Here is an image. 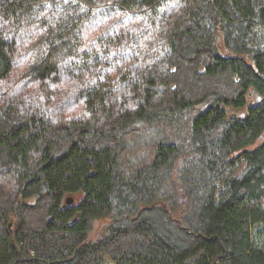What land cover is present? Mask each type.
Masks as SVG:
<instances>
[{
	"label": "trees",
	"instance_id": "trees-1",
	"mask_svg": "<svg viewBox=\"0 0 264 264\" xmlns=\"http://www.w3.org/2000/svg\"><path fill=\"white\" fill-rule=\"evenodd\" d=\"M108 261L264 264V0H0V264Z\"/></svg>",
	"mask_w": 264,
	"mask_h": 264
},
{
	"label": "rangeland",
	"instance_id": "rangeland-1",
	"mask_svg": "<svg viewBox=\"0 0 264 264\" xmlns=\"http://www.w3.org/2000/svg\"><path fill=\"white\" fill-rule=\"evenodd\" d=\"M256 99L255 102H257V98H254ZM253 99L249 98L248 99V106L241 110V111H234V110H229V115L232 117V116H236L238 118L240 117H244L245 114L248 112V107L255 103V102H252ZM108 227V220L105 219V220H99L97 222H95L94 224V228L93 230L90 232V235H89V240L91 241H97L101 238V236L103 235L104 233V230ZM108 264H110V262L108 261Z\"/></svg>",
	"mask_w": 264,
	"mask_h": 264
},
{
	"label": "water",
	"instance_id": "water-1",
	"mask_svg": "<svg viewBox=\"0 0 264 264\" xmlns=\"http://www.w3.org/2000/svg\"><path fill=\"white\" fill-rule=\"evenodd\" d=\"M73 202H74V199H72V198L67 199V203H68L69 205H72Z\"/></svg>",
	"mask_w": 264,
	"mask_h": 264
}]
</instances>
